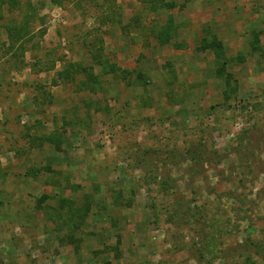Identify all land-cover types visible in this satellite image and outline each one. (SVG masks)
I'll list each match as a JSON object with an SVG mask.
<instances>
[{
  "label": "rangeland",
  "instance_id": "rangeland-1",
  "mask_svg": "<svg viewBox=\"0 0 264 264\" xmlns=\"http://www.w3.org/2000/svg\"><path fill=\"white\" fill-rule=\"evenodd\" d=\"M10 1L0 264H264V0Z\"/></svg>",
  "mask_w": 264,
  "mask_h": 264
},
{
  "label": "trees",
  "instance_id": "trees-1",
  "mask_svg": "<svg viewBox=\"0 0 264 264\" xmlns=\"http://www.w3.org/2000/svg\"><path fill=\"white\" fill-rule=\"evenodd\" d=\"M6 1L11 2L10 0H0V19L3 17L2 15V8L3 5L6 3ZM5 2V3H4ZM29 26V21L26 20V22L21 24L15 17L10 18L7 22V24H4V27L6 29V32L8 34V41H9V48L10 50H13L17 44V42L21 41V39L24 38L23 32H25V28ZM25 40V38H24ZM22 43L24 41L22 40ZM202 47L204 49H207L208 47L214 48L216 52V58L218 61H221L223 58V45L222 42L215 36L212 37V40L209 41L207 38H203L202 40ZM225 62H222L220 67H218L217 72L219 77H224L226 79V82L231 87V81H232V74L226 72L225 68ZM115 68V67H114ZM115 72V71H114Z\"/></svg>",
  "mask_w": 264,
  "mask_h": 264
},
{
  "label": "crops",
  "instance_id": "crops-1",
  "mask_svg": "<svg viewBox=\"0 0 264 264\" xmlns=\"http://www.w3.org/2000/svg\"><path fill=\"white\" fill-rule=\"evenodd\" d=\"M182 14H183V12H182ZM127 20H128V19H125L124 23H126ZM207 21H208V20H204V21H202L201 23H199V20L194 21L193 24L190 25V28L187 29V31H186L187 36L189 35L188 30H190V29H194V30H193L194 33L197 34L196 36H198L197 41H196V44H194V45H199L201 39L203 38V36H204V35H203L204 24L207 23ZM211 24H213V22H211ZM132 30H138V29L135 28V29H132ZM185 38H186V37H185ZM127 39H128V37H127ZM237 39H238V38H237ZM239 39L241 40L242 43H244V40L246 39V37H245V38H242V35H241V37L239 36ZM234 40H236V38H234ZM107 42H108V41H106V43H107ZM123 44H127V41H126V39H125L124 33H122V24H119V25H116V47H118V50L122 48L121 45H123ZM114 47H115V45H114ZM129 47L131 48L132 46L129 45ZM136 48H137V49H141V48L144 49V47L142 46V44L137 45ZM120 53H121L120 51H117L116 62H117L118 59H119V55H120ZM143 59H144V58H143ZM142 62L145 63L144 61H142ZM118 64H120L119 61H118Z\"/></svg>",
  "mask_w": 264,
  "mask_h": 264
}]
</instances>
